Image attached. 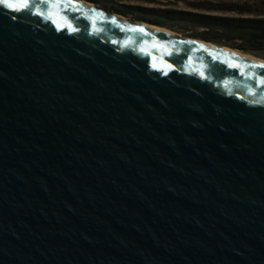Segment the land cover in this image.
I'll return each mask as SVG.
<instances>
[{"label": "water", "instance_id": "obj_1", "mask_svg": "<svg viewBox=\"0 0 264 264\" xmlns=\"http://www.w3.org/2000/svg\"><path fill=\"white\" fill-rule=\"evenodd\" d=\"M27 3H0V264H264V67Z\"/></svg>", "mask_w": 264, "mask_h": 264}, {"label": "trees", "instance_id": "obj_2", "mask_svg": "<svg viewBox=\"0 0 264 264\" xmlns=\"http://www.w3.org/2000/svg\"><path fill=\"white\" fill-rule=\"evenodd\" d=\"M97 1V0H90ZM187 1V0H179ZM188 10H158V18H148L146 8L118 12L155 26L202 39L217 46H227L244 54L264 59V10L248 4L193 0L185 2ZM261 7V6H260ZM142 11L137 17L136 11ZM231 14V15H229Z\"/></svg>", "mask_w": 264, "mask_h": 264}, {"label": "rangeland", "instance_id": "obj_3", "mask_svg": "<svg viewBox=\"0 0 264 264\" xmlns=\"http://www.w3.org/2000/svg\"><path fill=\"white\" fill-rule=\"evenodd\" d=\"M86 1L92 2L94 6L102 9L107 14L111 13L112 15H115V16L118 15V16H121L127 19L128 21L146 22L144 20L134 19V18L125 16L124 14L118 12L117 10H122V11L131 10V9H128V7L146 8L148 10L156 11V12L147 13L148 18L155 20L158 18L157 16L158 10H188L185 2H189L193 0H187V1H179V0H97V1H90V0H86ZM197 1H201V0H197ZM212 1L233 3V4H238V5L248 4L249 7L252 8L253 10H258V9L264 10V0H212ZM136 13L137 15H132V17L139 16L138 14H141L142 11L137 10ZM179 35L182 36V34H179Z\"/></svg>", "mask_w": 264, "mask_h": 264}, {"label": "bare ground", "instance_id": "obj_4", "mask_svg": "<svg viewBox=\"0 0 264 264\" xmlns=\"http://www.w3.org/2000/svg\"><path fill=\"white\" fill-rule=\"evenodd\" d=\"M80 1V4H82L83 6L86 5V7H95L94 4L92 2H88L86 0H78ZM115 16V15H113ZM115 17H118V15H116ZM121 17V16H120ZM123 18V17H122ZM125 22H129L131 24H134L135 22L133 21H128L127 19L125 20ZM137 23H140V24H143V25H149V29H153V31H164L166 30L167 32H173L174 35H177L179 39H187V37H184V36H180L178 33L172 31V30H168L166 28H162V27H159V26H155V25H151L150 23H147V22H139V21H136ZM191 39V38H189ZM194 40V43L195 44H200L202 46H205V47H208V48H215L216 47L213 45V44H209V43H205V42H202L200 40H195V39H192ZM221 51H224V52H227V53H230L231 55L235 56V57H238L240 59H243L245 60L246 58L250 59L252 62L258 64V65H264V59H261V58H258V57H255V56H251V55H248V54H244L242 52H239L237 50H232V49H229V48H221L220 49Z\"/></svg>", "mask_w": 264, "mask_h": 264}, {"label": "snow or ice", "instance_id": "obj_5", "mask_svg": "<svg viewBox=\"0 0 264 264\" xmlns=\"http://www.w3.org/2000/svg\"><path fill=\"white\" fill-rule=\"evenodd\" d=\"M6 2V0H0V3H5ZM22 2H23V6L25 7V8H27L28 7V3H27V0H22ZM13 7H16L15 5H13ZM17 10H19V8L17 7ZM39 14V13H38ZM142 31V30H141ZM261 67H264V65H261Z\"/></svg>", "mask_w": 264, "mask_h": 264}]
</instances>
